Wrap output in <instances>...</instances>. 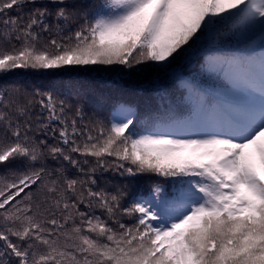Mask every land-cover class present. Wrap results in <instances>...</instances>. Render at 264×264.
<instances>
[{
	"label": "snow or ice",
	"instance_id": "6c2138e0",
	"mask_svg": "<svg viewBox=\"0 0 264 264\" xmlns=\"http://www.w3.org/2000/svg\"><path fill=\"white\" fill-rule=\"evenodd\" d=\"M0 264H264V0H0Z\"/></svg>",
	"mask_w": 264,
	"mask_h": 264
},
{
	"label": "trees",
	"instance_id": "16d2710c",
	"mask_svg": "<svg viewBox=\"0 0 264 264\" xmlns=\"http://www.w3.org/2000/svg\"><path fill=\"white\" fill-rule=\"evenodd\" d=\"M79 78V79H85L92 83H99V77H97L96 73H87V72H81L80 70H75L71 72H61V73H35V72H23L18 71L15 73L9 74L7 79H17V78H23L30 81H36V80H42L44 82L52 81V82H59L60 79H67L69 77ZM137 85L133 83H127L124 85V87L128 90H135V87Z\"/></svg>",
	"mask_w": 264,
	"mask_h": 264
}]
</instances>
